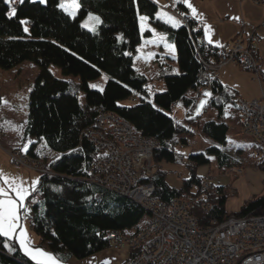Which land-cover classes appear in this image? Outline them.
Masks as SVG:
<instances>
[{
	"label": "trees",
	"instance_id": "obj_1",
	"mask_svg": "<svg viewBox=\"0 0 264 264\" xmlns=\"http://www.w3.org/2000/svg\"><path fill=\"white\" fill-rule=\"evenodd\" d=\"M62 2L17 1L16 14L11 16L12 3L0 0V67L13 69L24 61L38 66L22 140L29 145L32 157L41 158V152L60 155L51 161L50 174H40L28 197L32 207L30 227L39 236L38 247L68 262L111 247L112 231L138 230L147 216L133 199L105 190L89 179L98 149L86 131L101 113L114 112L135 134L156 139L155 163L175 162L180 148L189 146L199 129L208 144L204 151L189 153L186 165L190 175L181 186L168 184L162 170L154 175L155 193L165 202L185 194L195 197L198 188L193 191V187H199L202 180L196 167L210 163L211 157L223 170L240 167L241 162L227 147L229 124L222 120L228 104L236 108L238 92L223 85L217 76L206 107L214 108L218 119L202 122L191 112V94L202 67L198 56L206 57L212 44L206 43L201 26L183 2L173 0L177 9L190 16L189 24L175 28L158 18V5L153 0H79L74 16L61 9ZM90 13L100 20L95 30L81 22ZM142 16L175 47L178 71L168 60L159 64L162 90L150 91L148 78L134 66L139 45L151 36V29L141 28ZM51 65L60 68L68 79L56 77ZM103 72L109 75L104 88H91L89 81ZM132 97L135 102L127 104ZM176 101L189 110L190 117L179 121L168 113ZM259 166L264 169V158ZM97 194H101L99 199ZM206 201L211 205L208 213L201 210V202L194 203L202 224H209L213 217L223 220L230 215H264V194L233 213L225 209L223 187L208 192ZM0 264L36 262L21 251L16 240L0 236Z\"/></svg>",
	"mask_w": 264,
	"mask_h": 264
},
{
	"label": "built area",
	"instance_id": "obj_2",
	"mask_svg": "<svg viewBox=\"0 0 264 264\" xmlns=\"http://www.w3.org/2000/svg\"><path fill=\"white\" fill-rule=\"evenodd\" d=\"M263 8L260 26L264 27V0H254ZM12 8L17 9V4ZM168 12L189 24L190 17L168 0ZM262 37L254 30L250 34L238 33L233 39L211 47L206 57L198 56L201 69L193 98L201 100L211 90L218 72L229 64H235L256 75L264 82V59L259 53ZM194 100L192 109H196ZM180 106V101L173 105ZM236 109L241 124V134L256 140L253 154L264 158V92L260 99H236ZM87 136L98 149L89 179L93 184L139 203L147 213L146 223L131 232L112 231L109 234L113 249H128L125 264H264V215L236 217L223 220L211 218L202 224L195 214V202H201V210L208 213V192L215 190L214 177L202 178L198 194L177 197L165 202L156 195L154 175L159 170L153 154L158 141L134 133L133 128L114 112L101 113ZM60 154H57L59 156ZM54 158H57L56 156ZM41 162L42 172L51 173V161L32 157L29 145L13 150L10 163L23 166V160ZM242 172V169H238ZM97 194L96 198H100ZM26 201V200H25ZM29 222L32 220L31 204L24 202Z\"/></svg>",
	"mask_w": 264,
	"mask_h": 264
},
{
	"label": "rangeland",
	"instance_id": "obj_3",
	"mask_svg": "<svg viewBox=\"0 0 264 264\" xmlns=\"http://www.w3.org/2000/svg\"><path fill=\"white\" fill-rule=\"evenodd\" d=\"M159 2L161 8H164L167 11L166 8L168 7V0H159ZM167 15L174 17L180 24L184 22L183 19H180L175 14L168 12ZM90 16L98 17L96 14L90 13L81 20L82 25L84 26L87 24L88 26L86 28L95 30L100 22L96 23L95 21H90ZM145 22L146 25H149L147 20H145ZM142 23L144 25V21H141V25ZM154 30L157 34L152 38V44H144L141 46L138 51L139 54L135 59L136 68H138L139 72L148 78L150 91L162 90L164 88L163 81L159 79L161 72L159 64H164L165 60L158 58L155 52H161L164 57L171 62L174 70L177 69L178 66L175 50L173 52L169 47L165 46L169 45L173 48L174 45L166 39H159V37L163 36L164 33L157 29ZM261 33L264 36V29H261ZM160 46H162V48ZM262 48V53L264 54V43H262ZM50 70L56 77L68 79V76H65L57 66L51 65ZM38 71V66L31 61H24L18 67L13 69L0 67V161L3 159L6 161L5 157H7L8 162H10V157L14 150V148L10 147L12 146L10 144V140L12 139H9L10 137L8 136L9 133H7V129L13 131L10 134L12 136L13 134L16 135V128H18L19 132H21L22 129L24 132L27 122L29 94L33 87L35 78L38 75ZM218 78L223 85H226L237 92L239 91L243 99H260L264 92V82H259L254 73L235 64L225 66L218 72ZM108 79L109 75L103 72L98 78L89 81V85L91 88H93L92 85H96L97 87L94 89L102 90ZM207 92L211 93V91ZM191 96L193 98V92ZM209 97H205L203 95L202 99L199 101L198 99L195 100L193 98V100H195L196 103L198 101V103L196 109H192L191 112H193V116L195 117L200 116L197 118L199 121L203 122L209 118L218 119L217 111L212 107H206ZM80 99L83 101L82 94L80 95ZM202 101H205V103L201 108L200 105ZM133 102H135L133 97L126 101L127 104H132ZM229 105H231V107H229ZM188 111V109H185L182 106H175L168 113L177 120L182 121L186 117H190ZM222 120L227 122L230 126L227 137V147L230 151H235L238 154L239 161L241 162L240 167L234 166L228 168L227 170L220 169L214 158L211 157L210 163L197 165L196 171L198 176L202 178L207 176L214 177L213 182L216 187V191L217 187L224 188V194L226 196L225 209L228 213H233L239 211L247 201L264 194V169L259 166L260 158L255 157L253 154V148L256 140L253 137H246L240 133L241 124L239 114L237 109L232 104H228L226 106ZM13 141L16 142V139H13ZM207 144L206 139L200 134L199 129H197L196 135L189 146L180 148V154L175 162L168 160L157 162L160 169L166 173V181L171 186L179 188L182 184V180L189 177L190 170L186 165L189 153L192 151H204ZM24 145L25 144L23 142L20 144V146ZM55 156L58 157L57 154L51 155L41 152V158L46 162L47 160L51 161L55 159ZM0 166L2 168V172L5 173L4 164ZM17 167H21L24 170L26 169V171H31V176H34L35 179L39 174H43L42 171L45 169L41 162L32 163L27 159L23 160V166ZM49 169L51 168L49 167ZM238 169H242L243 173L239 174ZM45 173L48 174L49 172L45 171ZM0 183L2 184V181H0ZM195 189L196 186L194 185L193 190ZM10 195L12 194L10 193ZM28 199L29 198H26L25 200L27 203L31 204ZM22 215L23 218H20L19 220L20 228L17 229L19 235L18 238L20 239V230L22 228L27 236L26 243H29L31 249L43 250L59 261L47 249L41 248L40 246L38 247L37 244L39 242V236L31 229L28 219L29 217L26 215L25 208H22ZM146 221L147 216L144 217L141 224H145ZM127 250L128 249L116 250L109 247L86 258H72L71 261L65 262V264H102L105 261L109 262V264H125L128 256H126V252H128Z\"/></svg>",
	"mask_w": 264,
	"mask_h": 264
},
{
	"label": "crops",
	"instance_id": "obj_4",
	"mask_svg": "<svg viewBox=\"0 0 264 264\" xmlns=\"http://www.w3.org/2000/svg\"><path fill=\"white\" fill-rule=\"evenodd\" d=\"M17 1L18 0H16V2ZM153 1L157 3L158 5L157 16L159 13L168 14V12L164 8H161L159 0H153ZM174 1H177V0H174ZM179 1L183 2V0H179ZM13 3L15 2H12V5ZM188 3H190L191 6L196 9V14L194 15L191 9L186 6L189 12V15L201 26L203 30V34H204V40L206 41V43H209L208 41L210 37V39L213 41V43H211L212 45H220L221 43H224V42H227L233 39L240 32H245L246 34H250L254 30H256V32L262 37V43H264V36L261 33V29L263 30L264 27L260 26V22L263 17V8L262 6L256 4L254 0H188ZM237 17L239 19H235ZM206 26L210 28V33L208 36L205 35ZM146 29H151V36L146 37L143 40L142 44L139 45L138 47V51L140 50L141 46H143L144 44L151 45L152 38L154 37V35L157 34V32L151 26L146 25V22L144 21L143 31ZM163 37L164 39L167 40L165 34L163 35ZM262 43L259 46V53L262 57H264V54L262 53L263 51ZM160 47L162 48V46ZM173 48L175 50V47ZM155 53L157 54L158 58L164 59L165 61L168 60L166 57H164V55L161 52H155ZM138 54L139 52L137 53V56ZM134 66H135V60H134ZM136 69L138 70V68ZM175 70L178 71V66H177V69ZM238 94H239L238 97L243 98L240 95L239 91H238ZM245 99L249 101L252 98H248V99L245 98ZM239 127H240V124H239ZM12 132H13L12 130L7 129V133H9L8 136L10 137L9 139H12L10 140V144L12 145L10 147L16 149L23 142L22 140L23 129L21 132H19L18 128H16L17 133L16 135L13 134V136L10 135ZM13 139H16V142H14ZM5 158H6V161H4V159L0 161V165L4 164L5 166L6 172L4 174L10 177H13V178H18V180L23 181L24 182L23 186L26 189H29L28 195L26 197L28 198L33 190L32 184L34 181L39 180L40 174L35 179L34 176H31V171H26V169L24 170L21 167L14 166L10 162H8L7 157ZM158 167H159V170H161L160 166ZM0 172H2L1 166H0ZM242 173H243V170L239 174H242ZM0 186H2L1 183H0ZM197 188L198 187H196V189L193 191H197ZM21 209H20V218H23ZM18 237L19 235H18V230H17L16 234L12 237V239L16 240L21 251L25 254L24 248L21 246L20 239ZM27 245L28 247H30L28 242H27ZM127 255H128V252H126V256ZM28 257L30 258V256ZM71 260L72 259H70L69 261ZM58 264H65V262H61L59 260Z\"/></svg>",
	"mask_w": 264,
	"mask_h": 264
},
{
	"label": "snow or ice",
	"instance_id": "obj_5",
	"mask_svg": "<svg viewBox=\"0 0 264 264\" xmlns=\"http://www.w3.org/2000/svg\"><path fill=\"white\" fill-rule=\"evenodd\" d=\"M6 2L12 3L16 2V0H6ZM19 3H23L24 0H18ZM40 3H44L45 0H39ZM179 2V0H177ZM183 3L191 9L192 13L196 14V9L188 3V0H183ZM61 9L65 11V13L69 16H74L76 10L79 8V0H64V2L60 5ZM16 9L12 8L10 15L15 16ZM164 17V22L170 24L172 27H179L180 23L172 16H168L167 13H159L158 18ZM141 21H145L147 17H141ZM235 19H239L238 17ZM90 21H95L99 23L98 17H89ZM23 23H27V21H23ZM85 27L88 25L85 24ZM143 23L141 28L143 30ZM27 32V28H25ZM210 33V28L208 26L205 27V35L208 36ZM159 39L163 40L164 37L161 36ZM210 44L213 41L209 37ZM169 47L171 51L174 52V48L169 45H165ZM222 46V45H218ZM93 88L97 87L96 85H92ZM205 97L211 96V93L205 92ZM205 101L201 102L200 107L204 106ZM231 107V105H229ZM0 181H2V186H0V236L6 237L11 239L15 234L18 228H20L19 220H20V209L23 207V203L28 195V189H26L23 184L24 182L18 180V178L10 177L3 172H0ZM38 183L34 181L32 184L33 190L35 189V185ZM10 193L14 195H10ZM27 236L25 231L21 228L20 230V243L21 246L24 248L25 254L30 256L36 264H58V261L52 257L50 254L44 252L40 249H31L28 247L27 243ZM104 264H109V262L105 261Z\"/></svg>",
	"mask_w": 264,
	"mask_h": 264
}]
</instances>
